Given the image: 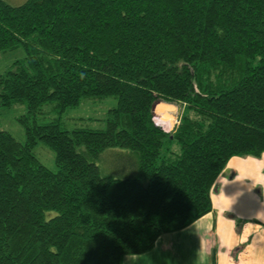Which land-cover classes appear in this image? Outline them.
Instances as JSON below:
<instances>
[{
	"label": "trees",
	"instance_id": "1",
	"mask_svg": "<svg viewBox=\"0 0 264 264\" xmlns=\"http://www.w3.org/2000/svg\"><path fill=\"white\" fill-rule=\"evenodd\" d=\"M20 48L0 74L1 106H25L24 142L0 130V264H122L209 213L232 157L264 153V0H0V52ZM105 97L104 129L42 120ZM159 103L181 108L171 132ZM115 149L123 177L102 174Z\"/></svg>",
	"mask_w": 264,
	"mask_h": 264
},
{
	"label": "crops",
	"instance_id": "2",
	"mask_svg": "<svg viewBox=\"0 0 264 264\" xmlns=\"http://www.w3.org/2000/svg\"><path fill=\"white\" fill-rule=\"evenodd\" d=\"M210 198L209 213L160 236L151 251L125 256L122 264H212L211 252L215 264H264V153L232 157Z\"/></svg>",
	"mask_w": 264,
	"mask_h": 264
},
{
	"label": "rangeland",
	"instance_id": "3",
	"mask_svg": "<svg viewBox=\"0 0 264 264\" xmlns=\"http://www.w3.org/2000/svg\"><path fill=\"white\" fill-rule=\"evenodd\" d=\"M10 6H20L26 0H3ZM25 56L24 51L20 49L0 52V74L6 70L12 63L22 59ZM117 100L115 97L105 98H86L74 108L67 109L63 114L58 115L52 110V104H46L42 107L44 112L43 121H50L56 118H61V126L64 129L72 130L75 128H85L100 130L105 127V117L107 112L116 106ZM158 105V104H156ZM162 104H160L161 106ZM155 108V110H154ZM164 108L163 111L158 109ZM157 108L153 107V114L155 125L162 129L163 132L168 133L173 131L177 125L181 108L175 105H162ZM25 113L24 104H15L11 107H3L0 102V130L9 133L16 141L24 142V129L18 122V118ZM157 121H163L166 124L172 125L162 127ZM118 149L105 151L101 156L100 166L102 174H110L114 177H123L124 173H120L118 168L130 165L133 157L130 154L118 153ZM34 156L46 168L55 171L56 166L54 162V153L44 144L38 143L33 149ZM113 165V166H112ZM112 166V167H111ZM114 167V168H113ZM112 168V169H110ZM54 213H50V216Z\"/></svg>",
	"mask_w": 264,
	"mask_h": 264
},
{
	"label": "bare ground",
	"instance_id": "4",
	"mask_svg": "<svg viewBox=\"0 0 264 264\" xmlns=\"http://www.w3.org/2000/svg\"><path fill=\"white\" fill-rule=\"evenodd\" d=\"M159 105H160V104L156 105V107H159ZM154 110H155V108H154Z\"/></svg>",
	"mask_w": 264,
	"mask_h": 264
},
{
	"label": "built area",
	"instance_id": "5",
	"mask_svg": "<svg viewBox=\"0 0 264 264\" xmlns=\"http://www.w3.org/2000/svg\"><path fill=\"white\" fill-rule=\"evenodd\" d=\"M157 122V121H156ZM156 124V123H155Z\"/></svg>",
	"mask_w": 264,
	"mask_h": 264
}]
</instances>
